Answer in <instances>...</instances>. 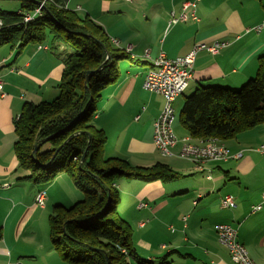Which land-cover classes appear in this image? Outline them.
Wrapping results in <instances>:
<instances>
[{"label":"crops","instance_id":"crops-1","mask_svg":"<svg viewBox=\"0 0 264 264\" xmlns=\"http://www.w3.org/2000/svg\"><path fill=\"white\" fill-rule=\"evenodd\" d=\"M186 2H195L197 19L170 25ZM66 6L89 16L130 56L119 63L120 78L103 91L94 118L107 138L105 157L140 167L164 163L183 176L170 184L116 183L119 211L132 227L139 257L156 264L166 256L170 264H234L215 229L229 224L238 229V240L256 264H264V152L259 151L264 124L233 139H219L230 150L227 161L198 167L179 157L186 138L194 144L206 141L192 138L182 126L185 99L199 87L239 90L256 77L264 55V0H69ZM219 42L228 45L217 54H196L192 79L174 102L178 143L173 155L164 157L154 145V125L165 100L143 88L145 74L161 53L183 57L196 44ZM63 60L46 43L29 44L19 53L9 45L0 47V264H68L52 248L49 217L55 206L71 207L84 194L66 174L45 185L21 179L27 172L20 169L14 151L15 122L23 106L57 97ZM40 191L46 193L43 207L36 203ZM227 195L234 197L235 209L222 206Z\"/></svg>","mask_w":264,"mask_h":264},{"label":"trees","instance_id":"trees-1","mask_svg":"<svg viewBox=\"0 0 264 264\" xmlns=\"http://www.w3.org/2000/svg\"><path fill=\"white\" fill-rule=\"evenodd\" d=\"M19 1L18 13L0 10V47L9 45L19 53L29 44L46 43L64 57L57 97L26 103L15 122L14 151L20 169L27 172L21 179L45 185L66 174L84 194L71 207L53 208L52 248L68 264H156L140 258L134 247L132 227L119 211L116 183L132 179L170 184L183 176L164 163L140 167L105 157L107 138L94 123L103 91L118 82L119 63L130 56L89 16L67 8L69 0L46 1L41 13L28 22L25 16L40 5L37 0ZM179 120L192 138L223 141L264 124V55L258 59L256 77L239 90L216 86L195 90L185 99ZM167 260L168 256L160 262L170 264Z\"/></svg>","mask_w":264,"mask_h":264},{"label":"built area","instance_id":"built-area-1","mask_svg":"<svg viewBox=\"0 0 264 264\" xmlns=\"http://www.w3.org/2000/svg\"><path fill=\"white\" fill-rule=\"evenodd\" d=\"M46 1L52 0H42L43 3ZM195 6V2H186L181 14L179 16L173 15L170 25L186 22L189 19L196 20ZM42 7L41 5L33 14L26 15L24 18L25 22L30 21L32 17L40 14ZM0 25H2L1 20ZM226 46L227 43L225 42L216 43L212 46L196 44L186 56L177 58H169L166 54L161 53L159 57L153 61L152 67L146 72L143 88L146 91L163 96L165 100L163 109L154 125V145L162 156H172L173 148L178 143V138L173 128L174 123L171 120V112L176 100V93L184 92L192 79L197 52L200 50H208L212 54H217ZM3 95V81L0 78V97ZM259 151L264 152V144L260 146ZM241 156V153L235 155L236 158H240ZM179 157L197 164V158H208V162H219L227 161L231 158V154L229 149L190 148L187 144V140H183ZM45 200V191L39 192L36 196L37 205L43 207L45 205ZM221 204L223 207L229 209H234L237 206L234 197L230 195L223 197ZM259 209L260 206L254 208V210ZM215 229L218 241L229 252L234 264H256L255 261L250 258L245 246L238 240L236 228L229 224H218Z\"/></svg>","mask_w":264,"mask_h":264},{"label":"bare ground","instance_id":"bare-ground-1","mask_svg":"<svg viewBox=\"0 0 264 264\" xmlns=\"http://www.w3.org/2000/svg\"><path fill=\"white\" fill-rule=\"evenodd\" d=\"M42 2V0H39ZM43 3V2H42ZM44 4V3H43ZM41 6V5H40ZM34 17H32L30 20H32ZM112 43L114 45H118V42L116 41V39H112L111 40ZM183 92H177L176 93V98L178 96H180ZM175 108H172V112H171V120L173 121V123L175 122ZM185 140H187V144L190 148H207V149H228L226 147V145H224L223 143L219 142V138L213 137V138H209L207 139L205 142L201 143V144H194L191 143L188 138H186ZM208 162V158H197V164L201 165L202 163Z\"/></svg>","mask_w":264,"mask_h":264},{"label":"rangeland","instance_id":"rangeland-1","mask_svg":"<svg viewBox=\"0 0 264 264\" xmlns=\"http://www.w3.org/2000/svg\"><path fill=\"white\" fill-rule=\"evenodd\" d=\"M0 10L6 11L9 13H18L21 10V2L19 0H0ZM220 43V42H219ZM226 43V42H225ZM228 45V44H227ZM178 119V118H177ZM178 122V120H177ZM176 122V123H177ZM198 167L201 165L196 164ZM210 177V175H208ZM41 192V191H40ZM236 202V201H235ZM237 204V203H236ZM237 207V206H236ZM235 209V208H234ZM256 211V210H254ZM188 220V216L183 217V221H185V224ZM234 227V226H233ZM236 228V227H234ZM237 229V228H236ZM237 237H238V229H237ZM219 242V241H218ZM220 244V242H219ZM221 245V244H220ZM249 254V253H248ZM231 256V255H230ZM250 256V255H249ZM251 258V257H250ZM232 259V258H231ZM252 259V258H251ZM256 263V262H255Z\"/></svg>","mask_w":264,"mask_h":264},{"label":"water","instance_id":"water-1","mask_svg":"<svg viewBox=\"0 0 264 264\" xmlns=\"http://www.w3.org/2000/svg\"><path fill=\"white\" fill-rule=\"evenodd\" d=\"M37 3H38L39 5L44 6V4H43L41 1H39V0H37ZM85 157H86V154H84V156H83L82 159H85ZM51 163H52V162L50 161L48 164L45 165V167H49V166L51 165Z\"/></svg>","mask_w":264,"mask_h":264}]
</instances>
